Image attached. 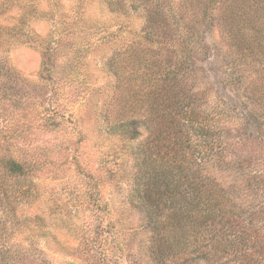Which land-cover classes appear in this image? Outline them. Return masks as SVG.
Instances as JSON below:
<instances>
[{
    "label": "trees",
    "instance_id": "obj_1",
    "mask_svg": "<svg viewBox=\"0 0 264 264\" xmlns=\"http://www.w3.org/2000/svg\"><path fill=\"white\" fill-rule=\"evenodd\" d=\"M23 1L3 0L0 11ZM25 1L32 8L17 13L20 24L0 21L11 32L0 51L33 32L26 18L37 5ZM91 3L107 9L124 38L101 61L108 89L94 90L99 131L146 224L150 263L264 264V0ZM198 49L220 56L242 86L245 107L233 120L199 82ZM57 118L41 120L58 129ZM13 126L0 122V264H17L11 238L25 235L31 169L7 147L24 145L32 125Z\"/></svg>",
    "mask_w": 264,
    "mask_h": 264
},
{
    "label": "rangeland",
    "instance_id": "obj_2",
    "mask_svg": "<svg viewBox=\"0 0 264 264\" xmlns=\"http://www.w3.org/2000/svg\"><path fill=\"white\" fill-rule=\"evenodd\" d=\"M92 1L34 0L26 18L33 32L0 51V122L32 125L24 145L7 147L31 169L24 239L11 238L17 264H151L145 221L126 200L120 160L99 131L96 97L102 94L94 90L108 89L101 61L124 38L107 9ZM25 2L1 9L0 21L20 24L17 13L32 8ZM9 33L0 27V49ZM202 37L212 46L209 33ZM193 64L228 118L242 113L244 91L224 60L198 49ZM44 114L58 115L60 128L45 126Z\"/></svg>",
    "mask_w": 264,
    "mask_h": 264
}]
</instances>
